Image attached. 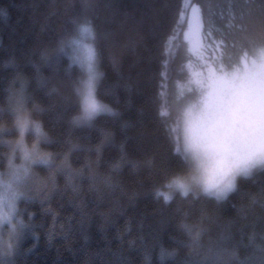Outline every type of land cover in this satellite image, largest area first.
<instances>
[{
  "label": "trees",
  "instance_id": "obj_1",
  "mask_svg": "<svg viewBox=\"0 0 264 264\" xmlns=\"http://www.w3.org/2000/svg\"><path fill=\"white\" fill-rule=\"evenodd\" d=\"M192 5L201 18L195 47L184 37ZM85 26L104 69L100 94L120 112L73 127L65 74L80 73L72 44ZM261 49L264 0H0V104L13 78H25L27 93L45 105L51 142L44 146L57 162L67 153L68 162L54 185L49 169L36 165L14 200L0 185L18 223L13 234L0 223V264H209L180 244L187 239L180 220L199 217L209 235L230 233L245 264H264L247 256L250 230H264V208L246 207L264 189V170L241 178L219 204L178 194L166 202L160 193L164 178L184 166L174 151L185 106L179 89L222 76ZM104 128L114 137L104 140ZM42 181L48 187L37 193ZM162 247L179 251L162 261Z\"/></svg>",
  "mask_w": 264,
  "mask_h": 264
},
{
  "label": "clouds",
  "instance_id": "obj_2",
  "mask_svg": "<svg viewBox=\"0 0 264 264\" xmlns=\"http://www.w3.org/2000/svg\"><path fill=\"white\" fill-rule=\"evenodd\" d=\"M9 64L14 66L11 61ZM79 69L78 76L65 74L71 96L64 98L74 97L75 103L68 123L73 127L92 126L99 116L119 115L120 110L100 94L104 69L100 66L98 52L91 63L79 64ZM233 71L239 79L243 69ZM228 88V84L208 80L181 110V142L174 151L178 152L184 166L164 178L161 189L167 194L166 202L178 194L184 199L202 196L219 204L237 191L241 178H253L264 170V123L258 119L252 129L240 130L213 118ZM50 90L59 91V88L52 85ZM5 99L6 104H0V158H3L0 184L22 182L35 175L36 165H44L54 185L56 172L68 167L67 153L57 162L56 153L44 146L51 142L42 116L45 105L31 98L26 90V79L19 75L10 82ZM13 132L14 135L8 134ZM101 132L104 140L115 135L111 128L101 129ZM47 187L48 182L42 181L36 191L39 193ZM257 205L264 208V189L254 193L246 207L254 209ZM179 227L187 237L180 242L187 254L203 253L209 264H245L241 245L232 242L226 231L219 238L209 235L204 217L194 221L182 219ZM247 246L252 250L247 256L256 255L264 261V230L253 227ZM178 251V247H162L160 259L174 258Z\"/></svg>",
  "mask_w": 264,
  "mask_h": 264
},
{
  "label": "rangeland",
  "instance_id": "obj_3",
  "mask_svg": "<svg viewBox=\"0 0 264 264\" xmlns=\"http://www.w3.org/2000/svg\"><path fill=\"white\" fill-rule=\"evenodd\" d=\"M187 17L188 20L184 30V37L189 41L192 47L196 45L199 46L201 44V18L199 7L197 5H192L188 11ZM72 45L73 57L78 59L79 64L92 62L95 56V50L92 40V28H90V26H85L80 29ZM241 67L243 71L239 74V79L236 78V72L233 71V69L222 76L209 79L229 85L225 95L220 99L217 110L213 114V118L231 128L250 130L255 126L258 119L264 123V49L257 51L251 57L243 59L234 69ZM198 69L200 72L201 70L204 72V76L208 74L206 69ZM196 73L200 75L197 69ZM206 82H202V84L187 82L185 86L179 89L178 97H183L182 99L185 102V106ZM24 181L9 182L2 187V191H7L11 194L14 200L15 197L17 198V195L21 194ZM160 193L163 199L167 200V194L163 190H161ZM5 198L1 195L0 191V223L7 222L9 225L11 224L7 229L9 233L13 234L14 230L17 229L16 224H18L16 208L13 207L14 201L13 204L10 202L11 205H9V203L5 205Z\"/></svg>",
  "mask_w": 264,
  "mask_h": 264
}]
</instances>
